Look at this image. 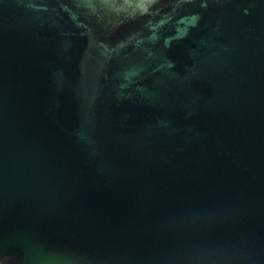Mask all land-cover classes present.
Here are the masks:
<instances>
[{"label":"water","instance_id":"95a60500","mask_svg":"<svg viewBox=\"0 0 264 264\" xmlns=\"http://www.w3.org/2000/svg\"><path fill=\"white\" fill-rule=\"evenodd\" d=\"M0 264H264V0H0Z\"/></svg>","mask_w":264,"mask_h":264}]
</instances>
